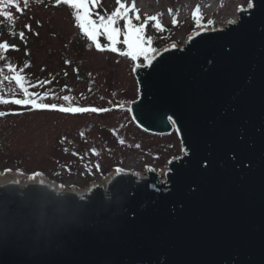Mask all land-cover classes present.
<instances>
[{
    "label": "water",
    "instance_id": "1",
    "mask_svg": "<svg viewBox=\"0 0 264 264\" xmlns=\"http://www.w3.org/2000/svg\"><path fill=\"white\" fill-rule=\"evenodd\" d=\"M252 3L136 66L134 121L182 146L163 174L116 173L82 195L0 184V264H264V0Z\"/></svg>",
    "mask_w": 264,
    "mask_h": 264
},
{
    "label": "rangeland",
    "instance_id": "2",
    "mask_svg": "<svg viewBox=\"0 0 264 264\" xmlns=\"http://www.w3.org/2000/svg\"><path fill=\"white\" fill-rule=\"evenodd\" d=\"M122 2L126 6L134 3L138 9L137 13H129L132 17L140 16L139 21L133 18V23H143L146 16L159 14L158 20L163 27H171L157 31L152 27V21L145 27V39L151 37L161 50L182 46L200 30H191L192 12L197 5L204 16L202 26L212 29L236 20L237 8H247L249 0ZM54 4L55 0H30L23 13L11 9L14 21L0 17V41L18 48H10L6 53L7 60L0 61V64L11 61L17 68L30 64L24 68V74L33 83L50 81L29 89L31 92H49L44 103H71L73 106L111 110L71 114L30 110V106L13 103L0 104V112L6 113L0 116V182L15 176L20 183L41 180L58 189L80 190L96 183L103 184L116 174L117 168L134 175L147 171L163 174L167 162L180 156L182 146L175 130L164 134L150 133L140 128L132 117L130 107L138 98L139 88L134 71L136 66L145 62L121 55L120 52L127 50L123 43L117 45L120 52L97 50L78 28L73 10L64 4ZM117 6V0H96L90 10L104 15L110 14ZM173 17L176 24L172 23ZM209 19L214 23L209 25ZM25 25H30L31 31ZM123 25L124 21H119L121 30ZM13 31H23L25 39L10 36ZM119 39L122 41L123 36ZM99 40L107 44L105 37L100 36ZM11 74L8 71L3 73L5 76ZM20 95L14 82L0 84L3 99L10 101L21 98ZM64 95L73 99L63 101ZM93 149L98 154L94 155Z\"/></svg>",
    "mask_w": 264,
    "mask_h": 264
},
{
    "label": "snow or ice",
    "instance_id": "3",
    "mask_svg": "<svg viewBox=\"0 0 264 264\" xmlns=\"http://www.w3.org/2000/svg\"><path fill=\"white\" fill-rule=\"evenodd\" d=\"M23 7H21V0H0V17H3L6 20L14 21L15 17L11 9H15L17 12L23 13V11L29 7L30 0H22ZM61 4L67 5L73 10V16L75 22L80 29L81 33L95 45L99 51H111V52H120L117 47L118 44L123 43L126 46V51L120 52L121 55L129 56L132 60H137L139 57H143V60L148 64H151L152 60L155 59V56L158 52L155 49L150 48L151 37L145 39L143 35L145 32L146 25L152 21V27L157 31H165L163 25L159 22V14L153 16H146L143 23H133V18L137 21L140 20L139 15L134 17L130 16L129 13H137L135 4L131 6H126L122 0H117L118 6L110 13H105L100 15L99 13H94L90 10V5L95 6L96 0H55L54 6H59ZM254 7L252 0H249L247 8L238 7L237 11L247 12L249 9ZM169 13H172V10L169 9ZM96 16L93 19V16ZM192 19L195 22L196 26L200 27V31H204L205 28L201 26V20L203 19V14L201 13L200 6L197 5L192 12ZM123 20V30L118 27L119 21ZM39 23V22H37ZM173 24H176V19L173 17ZM209 25L213 24L214 21L209 19L207 21ZM228 23H236L235 20H229ZM29 31H31L30 25H25ZM10 36H19L21 40L25 39V33L20 31L16 33L15 31L9 33ZM193 35H199V32H194ZM103 36L107 40V44H102L99 40V37ZM120 36H123V40L119 39ZM18 50L16 45H10L7 41H0V61L7 60V51L9 49ZM27 54V53H26ZM68 63V61H66ZM30 64H25L22 67L17 68L11 61L6 64H0V84L4 81L15 82V85L22 93V98H13L12 100H5L0 97V104L13 103L17 106H30V110H54L61 113H104L108 112L110 108H99V107H81L73 106L71 103L65 104H56V103H44L43 101L49 97V92H31L30 88H35L38 85H44L50 83V81H36L33 83L30 78L24 74V68L29 67ZM8 71L12 73L11 76H5L3 73ZM66 87V86H65ZM55 98V97H53ZM73 98L70 95H64L62 97L63 101L70 102ZM11 114H22V113H11ZM6 115L4 112H0V116ZM171 119V118H169ZM173 123H175L173 121ZM124 143L123 140L120 141ZM138 147V146H137ZM93 154H98L93 149ZM97 168L99 166L97 165ZM152 170V169H149ZM10 171V170H6ZM124 169L117 168L116 173L123 174Z\"/></svg>",
    "mask_w": 264,
    "mask_h": 264
},
{
    "label": "bare ground",
    "instance_id": "4",
    "mask_svg": "<svg viewBox=\"0 0 264 264\" xmlns=\"http://www.w3.org/2000/svg\"><path fill=\"white\" fill-rule=\"evenodd\" d=\"M148 172H150V171H147V172H145V173H143L142 175H136V176H138V177H140V178H144V177H147V173ZM41 181V180H40ZM9 182H11V183H16V182H18L16 179H15V176H11L10 178H6L4 181H1L0 182V184H2V183H9ZM41 182H44V181H41ZM106 182V181H105ZM104 182V183H105ZM44 183H46V184H48L49 186H52V187H54L55 189H57V190H61V191H64V192H69V191H75V192H77L78 194H80V195H82L83 193H87L88 192V190H89V188H91V186H95V185H98V183H96V184H94V185H90L88 188H86V189H80V190H70V189H68V188H56L53 184H50V183H47V182H44ZM103 183V184H104ZM100 185V184H99Z\"/></svg>",
    "mask_w": 264,
    "mask_h": 264
},
{
    "label": "trees",
    "instance_id": "5",
    "mask_svg": "<svg viewBox=\"0 0 264 264\" xmlns=\"http://www.w3.org/2000/svg\"><path fill=\"white\" fill-rule=\"evenodd\" d=\"M203 21H204V16H203V19L201 20V26L203 25ZM171 27H165L164 29L166 30H169ZM200 27L196 26L195 22L193 21L191 23V30H196V29H199ZM146 46H149L150 48L152 49H155L157 52L160 51V48H159V45H158V42H155L154 40L151 41V44L150 45H146ZM138 59L141 60L142 63H144L145 61L143 60V57H139ZM137 59V60H138ZM12 75V74H11ZM15 83V82H14ZM20 97L22 98V93L20 95Z\"/></svg>",
    "mask_w": 264,
    "mask_h": 264
},
{
    "label": "built area",
    "instance_id": "6",
    "mask_svg": "<svg viewBox=\"0 0 264 264\" xmlns=\"http://www.w3.org/2000/svg\"><path fill=\"white\" fill-rule=\"evenodd\" d=\"M224 26H225V25H223V26H219L218 28H224Z\"/></svg>",
    "mask_w": 264,
    "mask_h": 264
}]
</instances>
